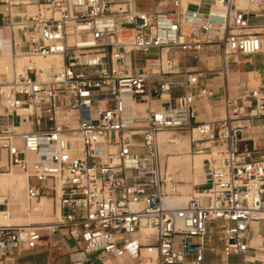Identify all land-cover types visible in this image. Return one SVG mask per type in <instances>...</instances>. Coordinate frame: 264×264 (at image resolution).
Listing matches in <instances>:
<instances>
[{"label": "built area", "instance_id": "built-area-1", "mask_svg": "<svg viewBox=\"0 0 264 264\" xmlns=\"http://www.w3.org/2000/svg\"><path fill=\"white\" fill-rule=\"evenodd\" d=\"M186 1L0 0V56L12 61L0 75V182L14 168L28 178L27 213L56 199L52 236L66 232L86 252L138 264H205L216 253L213 226L227 259L250 251L253 225L264 234V147H241L243 129L264 120V88L242 98L249 112L224 97L226 116L200 124L196 105L216 96L202 74L184 73L187 93L167 110L128 114L129 101L181 88L180 52L220 46L225 62L264 54V0H211L207 14ZM152 51L160 74H131L133 57ZM60 57L63 70L49 79L35 63L18 72L21 59ZM32 72L38 80L27 79ZM166 131L189 134L191 151L207 156L205 182L183 205L172 203L180 193L160 150ZM12 200L0 191L6 218ZM43 230L0 224V264H30L24 254L43 243ZM144 230L153 233L145 242Z\"/></svg>", "mask_w": 264, "mask_h": 264}, {"label": "crops", "instance_id": "crops-1", "mask_svg": "<svg viewBox=\"0 0 264 264\" xmlns=\"http://www.w3.org/2000/svg\"><path fill=\"white\" fill-rule=\"evenodd\" d=\"M184 2L187 1L184 0ZM203 2L204 0H188V8L193 11L201 10ZM211 4L212 1L210 0ZM168 7L171 6L168 5ZM174 58L177 72L202 74L205 77V82L216 96L215 99L207 100V104L206 101H201L196 105V111L198 112L196 123L221 120L224 114L220 108L223 105L222 99L224 97L236 101L239 107H243L246 112H249V108L253 106V103L243 101L242 98L247 93H253L264 88V54L251 57L240 55L225 62L221 47L215 46L206 48L199 56H190L180 52ZM140 60H142L141 63ZM36 62L38 61L27 62L26 66L30 67V64ZM129 68L131 74L134 75L150 74L156 76L160 74L161 70V53L153 51L150 54H137L130 62ZM43 73L44 76L49 74L44 70ZM183 74L176 77L181 84V88L173 90L170 95L162 98L138 97L137 103L133 104V107L129 101L128 114L130 117L141 120L149 114L167 110L171 100L187 93L185 87L187 77ZM158 87L159 82L154 79L150 82L148 91L151 92ZM75 127H78V125L76 124ZM25 129L29 130L30 128L26 127ZM241 140V147L251 145L252 141L257 146L264 147V120L258 122L255 128L248 126V129H243ZM50 205L52 203L49 201H44L42 204L43 207H49ZM255 228L256 225L251 228V249L245 256L224 258L223 245L219 242V238L215 236L209 244V248L215 247L216 253L208 250L205 264H264V250L253 245V239L256 236L255 230H258V227ZM260 236L263 238L264 247V234ZM146 240H148L146 237L142 238V241L145 242ZM86 250V244L80 243L78 245L71 239L70 235L62 232L58 236H53L50 245L43 246L41 244L36 250L26 252L24 262L30 264H78L77 262L82 261L84 264H138V261L134 260L129 254L116 258L114 255L104 256L91 251L86 252ZM87 253L89 256L86 255ZM142 253L144 255L148 254L146 249H143ZM94 254L96 255L94 256Z\"/></svg>", "mask_w": 264, "mask_h": 264}, {"label": "rangeland", "instance_id": "rangeland-1", "mask_svg": "<svg viewBox=\"0 0 264 264\" xmlns=\"http://www.w3.org/2000/svg\"><path fill=\"white\" fill-rule=\"evenodd\" d=\"M143 6L147 7L148 5L145 4V2H143ZM210 7H211L210 0H204L202 8H201V12L206 13V14L209 13ZM152 53H153V51H152ZM57 59H60V58H54V59H50V60H57ZM141 61L142 60H140V63H141ZM35 64H37V67H38L39 61L36 62ZM11 65H12V61H11L10 57H8L7 55L0 57V75L5 72L6 67H9ZM30 65L32 66V64H30ZM51 65H58V64H51ZM39 68L42 69L41 66ZM45 69H46V67L43 68L44 71H45ZM60 72H62V70ZM60 72H55V74H60ZM25 76L27 77V79L33 80V81H36L39 79V76L36 72L26 73ZM206 104H207V101H206ZM220 110L223 112V114H224L223 118H224L225 117V111H224L223 105L221 106ZM17 122L19 123V121H17ZM47 126H48V124L44 125V127H47ZM162 137H166L167 142L161 145L160 139ZM159 140H160L159 144H160L161 153L163 155V160L166 162V164H168L170 171L176 175V178L178 181L177 188H178V192L180 193L179 195L182 196V192H181L182 189L181 188H183V187L188 188L191 186L192 190L189 191V193H188V197L190 199L194 194L197 193L196 191L201 189L200 186L205 182L206 171L204 170L203 160H204V158H207V157H203V155L198 156L195 154V152L191 151L189 134H186V133L180 134V133H174L171 131H166V132H162V134L159 137ZM170 141H174V142L170 143ZM137 142L142 143V139H138ZM180 150H182V152H184L185 155L181 156L180 152H179ZM186 155L189 157L191 163H193L195 161V162H198L199 164H201V162H202L201 169L198 171H195V170L192 171V167L189 166V163L185 159ZM8 174H11V176H12L11 178L25 176L24 174L20 173L18 171V169H15V168L11 172H9ZM187 184H188V186H187ZM5 194H9L10 196H12L11 192H6ZM179 195H177V196H179ZM48 201L51 202L52 205H50L49 207L44 206L43 210L38 212V213L24 212L22 215H19V214L13 215V217H15V218L22 219L23 223L22 222H20V223L23 225L24 224H28V225L37 224L36 225L37 227L44 229L42 231L43 236H44V241L42 243L43 246L50 245V240L53 239V236L49 233V231L46 228L49 225H51L52 223H56L60 220L59 205L57 204L56 199L49 198ZM186 202H187V200H186ZM56 212H57V214H56ZM217 229L218 228L213 226L210 229V231L212 234L217 236V235H219L218 234L219 231ZM142 233H143L144 238L145 237L148 238V236H151V234H152L150 230H144ZM255 247H258V246H255ZM258 248H262L264 250L262 237L260 239V247H258ZM153 254H154V256L157 255L156 252H153ZM95 255L96 254H94V256Z\"/></svg>", "mask_w": 264, "mask_h": 264}, {"label": "bare ground", "instance_id": "bare-ground-1", "mask_svg": "<svg viewBox=\"0 0 264 264\" xmlns=\"http://www.w3.org/2000/svg\"><path fill=\"white\" fill-rule=\"evenodd\" d=\"M242 4L244 5V2H242ZM0 57H2V56H0ZM52 59H54V58H52ZM35 61H39V66L38 67L41 66L42 69L46 67L45 71L47 73H49L48 75L45 76V78H47V79L50 78L53 73L60 72L61 70H63V66H64V60H63L62 57H60V59H57V60H48V61L44 60V59L34 60V61H31V60H28V59H21L20 62L18 63V72L19 73H24L26 68H27L26 63L27 62H35ZM51 64H58V65H51ZM160 140L159 141H160L161 145L167 142L166 137H162ZM173 142L174 141H170V143H173ZM179 152H180L181 156L185 155V153L182 152V150H180ZM203 157H207V156L203 155ZM185 159L189 163V166L192 167V171H194V170L198 171V170L201 169L202 162H201V164H199L198 162H195V161L193 163H191V161H190V159H189V157L187 155H186ZM205 159L206 158H204V160ZM204 160H203V164H204ZM9 161H10V159H8L5 162V166L6 167L8 166ZM11 177H12L11 174H8V173L3 175V178H2V180L0 182V191L2 193L11 192L12 196L14 195L13 196L14 198H13L12 203H11V209H10L11 210V215L12 216L16 215V214L22 215L24 213L25 209H27L28 206H29L28 197L26 196V189H27V186H28V178L25 177V176H23V177L22 176L13 177V178H11ZM187 186H188V184H187ZM181 189H182L181 190L182 196L179 195V196L175 197L172 200V203L175 204V205H183L184 201L185 202H186V200L188 201V199H189L188 193H189V191L192 190L191 186L188 187V188L187 187H183ZM48 200H49V198H44L43 202L44 201H48ZM43 202L39 206L35 207V210H33L34 213H38V212L43 210V206H42ZM56 214H57V212H56ZM22 221H23L22 219H18V218H15V217L6 218L2 214H0V224H2V225H4V224H15V225L23 226V227L24 226L37 227L36 226L37 224H30V225L24 224L23 225V224L20 223ZM256 228H257V226H256ZM255 232H256V236L253 239V245L260 247L261 236L259 235V233H258L259 231L258 230H255ZM151 233H152V231H151Z\"/></svg>", "mask_w": 264, "mask_h": 264}]
</instances>
